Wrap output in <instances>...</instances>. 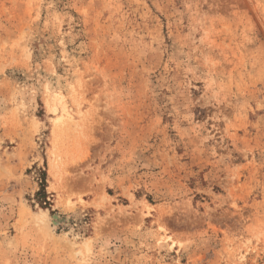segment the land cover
I'll return each instance as SVG.
<instances>
[{
  "label": "rangeland",
  "instance_id": "rangeland-1",
  "mask_svg": "<svg viewBox=\"0 0 264 264\" xmlns=\"http://www.w3.org/2000/svg\"><path fill=\"white\" fill-rule=\"evenodd\" d=\"M0 264H264V0H0Z\"/></svg>",
  "mask_w": 264,
  "mask_h": 264
},
{
  "label": "trees",
  "instance_id": "trees-1",
  "mask_svg": "<svg viewBox=\"0 0 264 264\" xmlns=\"http://www.w3.org/2000/svg\"><path fill=\"white\" fill-rule=\"evenodd\" d=\"M44 179H45V178H43V181H42L43 184H42V187H41V189H43V190H45V188H44V186H45V185H44ZM39 193H40V194L43 193V195H45L44 191H39ZM45 201H46V200H45Z\"/></svg>",
  "mask_w": 264,
  "mask_h": 264
},
{
  "label": "bare ground",
  "instance_id": "bare-ground-1",
  "mask_svg": "<svg viewBox=\"0 0 264 264\" xmlns=\"http://www.w3.org/2000/svg\"><path fill=\"white\" fill-rule=\"evenodd\" d=\"M45 213H46V211H45ZM45 213H44V214H45Z\"/></svg>",
  "mask_w": 264,
  "mask_h": 264
}]
</instances>
